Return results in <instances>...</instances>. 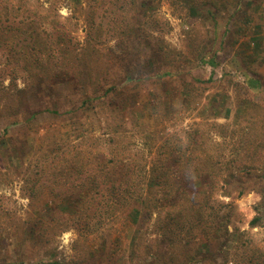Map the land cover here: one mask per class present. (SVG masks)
I'll use <instances>...</instances> for the list:
<instances>
[{
	"label": "rangeland",
	"instance_id": "rangeland-1",
	"mask_svg": "<svg viewBox=\"0 0 264 264\" xmlns=\"http://www.w3.org/2000/svg\"><path fill=\"white\" fill-rule=\"evenodd\" d=\"M137 1L0 0V264H264L258 192L228 197L218 177L209 201H199L201 218L188 213L177 224L160 187L152 185L148 207L139 203L155 160H163L155 173L164 176L169 166L183 174L174 187L202 190L205 179L184 177L193 174L187 155L198 137L215 159L233 143L250 142L245 152L261 153L256 164L264 167V0H147L146 11ZM28 15L48 18L46 29L53 40L63 36L68 53L41 58L33 44L4 33L10 24L23 27ZM140 39L177 51L172 72L73 111L81 104L75 77L117 82L128 67L118 56L136 65ZM90 42L99 45L81 66L74 54L83 56ZM120 147L144 167L140 183L123 197L113 195L119 183H102L86 214H76L68 205L78 200V186ZM256 215L261 223L252 225Z\"/></svg>",
	"mask_w": 264,
	"mask_h": 264
},
{
	"label": "trees",
	"instance_id": "trees-1",
	"mask_svg": "<svg viewBox=\"0 0 264 264\" xmlns=\"http://www.w3.org/2000/svg\"><path fill=\"white\" fill-rule=\"evenodd\" d=\"M146 1L147 0L137 1V7L139 10L144 8L146 11V9L149 7L147 5H151V2ZM14 14L11 15V13L5 12V15L8 19H11ZM25 19L23 18L22 20L21 25L23 27H15L10 24L9 26H6L4 28V33L6 32L9 35V38L11 39L15 40L21 38L23 41H27L29 45L33 44L34 50L37 51L39 55H41V58L48 59L49 56L54 54L57 49H62V53L64 55L68 53V48H65L67 44L65 45L63 36H59L57 40H53V34L46 29V24L50 23L47 21L48 18L28 15L25 16ZM141 21L143 22V20ZM2 38L6 39L4 34L2 35ZM1 42L2 39L0 35V44ZM144 44L145 43L140 39L138 43L139 47L136 48L135 59L137 58L139 60L136 65L133 64L131 60H128L127 55L124 54L122 56H118L120 58V62H126L128 67L125 69L126 74L124 76H119L118 81L115 83L108 84L106 82H102L98 86L97 84L100 82V80H98L97 82L91 85L92 76L90 73H81L77 75L75 77L77 79V81L75 82V86L77 87L76 89H79L80 85L82 93H77L81 94V104L78 107L74 108L73 111H76L78 108L81 107L88 108L90 106V108H92V105H94L95 103L94 101L103 100L107 97L110 98L115 92H117L118 89L128 90V88L131 86V83H139L140 81H143L151 76L163 78L169 75L172 72L170 70L172 62L176 61L177 51L170 47L168 44H165L164 40H160V44L152 43V41L149 42L147 46L149 47V50L146 54H144L143 51L146 47V44L145 46ZM95 45L99 44L96 42H90L88 47H92L86 48L83 52V56H81L82 54L80 52L74 54L76 55L74 57L79 58H74V60H77V63L81 66H84V64H87V62H90V60L88 59L89 57H91L92 54L90 51L94 52ZM209 61L210 63L214 64L212 60ZM156 66L158 67V69H156ZM162 66H165L167 68L162 70ZM47 67L48 66L44 68ZM145 67H152V74H145L146 71L143 70ZM128 71L130 72L127 74ZM57 77L58 83H64L67 81V78L62 79L61 75H57ZM41 81H43V79H41ZM251 83V86L253 87L255 85V80H251ZM91 86L94 88L92 91H90ZM101 103H105V101ZM131 105H136V102ZM46 111L49 113L52 112L59 114L57 110L51 109L49 107H46ZM221 137H223L224 139L226 138L225 135ZM109 142L115 144L114 138H109ZM224 142H226V140ZM205 143V138L203 139L202 137H198V141L196 142L198 150L197 147H194L192 149V153L190 152V155H187V158L190 162L191 160L194 161V166L192 169L193 174H184L185 180H187L186 182L194 181V183H196L195 179H199L197 183L200 184L203 182V179H205L206 182L204 184V187H202V190L195 193L193 191H188L185 187H174L175 181L184 180L183 174H175V172L173 174V172H170L173 168L171 169V167L169 166L165 169L164 176H162L161 173H155L157 170H159V165L163 161L155 160L152 166H150L151 169L149 171V175H145L147 176V188L145 190V193H141L140 195L141 201L139 203L141 204V206L146 205L148 207L150 202V195L148 194L150 191H152L151 187L153 185L157 188L160 187L158 189L165 190V196L161 197V201L165 200L166 204L169 205V210L178 215V220L173 218L175 224H177V222L182 221L186 217H189L188 213L194 215L195 212L196 217L198 216L199 218H201L199 214H202L203 212L200 210L201 206H199V201L201 200L202 202L204 201L206 203L209 201L212 191L211 189L213 185L217 183L218 177H221L226 183V185L224 186V193L226 196L231 197L234 193H237L238 196H242L252 191L258 192L261 194L262 197L259 201L260 205L258 206H263L264 167L258 166L256 164V159L258 158L257 155H260V157L262 158L263 155L255 151L245 152V149L247 148V146L251 145V143L244 142V145H239V147L238 145L233 143L232 150H230V152H225L222 157H220L219 154V158L215 159V156L212 155L213 153H211L210 149H207L204 146ZM256 146L257 148L261 147V145ZM257 148L255 150H258ZM241 149L244 151H242ZM172 155L177 154L173 151L170 154V158ZM132 161L134 160H131L130 156L126 154L124 147H120L119 150H117L116 148L110 158L106 160V163H98L96 165H93L94 169L91 170V172L86 177L85 185L78 186V200H76L75 203L69 204L68 208H74L76 214L84 213L85 215L86 211L89 209V199L92 198L93 193L97 192V190L102 187V183H108L111 185V187L114 188L117 185L116 183H119L117 187L118 191H115L113 193V195L116 197H123L125 195L133 193V188L138 183H140L136 179L137 171L145 172V170L144 167L137 168V165L133 166ZM173 162V164L176 163L175 161ZM125 165L126 168H123ZM83 168L86 167L83 166ZM257 168H259L260 170H258ZM76 170L83 171V169H80L78 163H76ZM176 170L177 169H175V171ZM171 176L175 180L169 183L170 181H168V178H171ZM117 178V182H114ZM258 180H260L259 183ZM109 198H111V201L113 202L111 195L109 196ZM159 201V198L155 200L154 205L157 208L160 204ZM195 201H197L195 205V207L197 208L193 206L195 204L193 202ZM211 211L215 212L216 214L218 213V211L213 209H211ZM199 223L200 221L194 223V226L190 229L194 230L196 228V224ZM259 223H261V217L259 215H256L252 220V225H258ZM38 262H43V260H40ZM49 262H51L49 264H61V261L57 258Z\"/></svg>",
	"mask_w": 264,
	"mask_h": 264
}]
</instances>
